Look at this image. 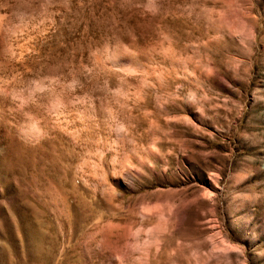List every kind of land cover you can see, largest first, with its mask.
<instances>
[{
	"label": "rangeland",
	"instance_id": "obj_1",
	"mask_svg": "<svg viewBox=\"0 0 264 264\" xmlns=\"http://www.w3.org/2000/svg\"><path fill=\"white\" fill-rule=\"evenodd\" d=\"M0 264H264V0H0Z\"/></svg>",
	"mask_w": 264,
	"mask_h": 264
}]
</instances>
